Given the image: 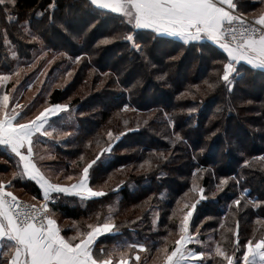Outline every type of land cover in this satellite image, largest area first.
<instances>
[{"label":"trees","instance_id":"trees-1","mask_svg":"<svg viewBox=\"0 0 264 264\" xmlns=\"http://www.w3.org/2000/svg\"><path fill=\"white\" fill-rule=\"evenodd\" d=\"M49 2L17 0L13 21L0 13V66L12 60L5 38L16 46L21 59L33 57L38 45L30 42L23 23H28L32 32L39 29L44 44L54 52L67 51L73 57L89 53L79 65L72 64L71 69L76 70L67 88H57L49 97L50 104H69V112L78 126L63 140L54 141L50 149L53 158L41 161L42 169L54 173L53 176L47 173L53 182L62 183L65 175L79 171L83 164L78 159L81 155L89 160L106 146L109 130L118 134L125 128L135 129L121 137L112 153L105 154L94 166L90 183L96 188L103 187L106 196L81 201L75 196L61 195L56 201V218L62 234L75 235L77 228L84 230L86 223L95 219L96 213L103 218L108 206L115 205L114 215L122 225V239L147 243L152 251L141 253L142 260L144 264H153L155 247L162 245L170 232L173 236L169 240L174 238L180 216L173 217L172 213L183 202L198 199V193L189 191L195 182L205 189L207 196L197 204L192 218L194 224L200 225L201 239L206 247L220 241L231 249V233L227 229L235 228L237 219L234 206L229 209L232 200L244 189L248 190V197L264 199V161L258 159L264 156V70L247 71L250 66L242 64L244 79L232 93L223 86L209 90L203 81L215 80L212 70L221 65L208 59V50L216 54L215 59L225 55L211 42H200L205 45V59H200L197 49L188 50L189 46L181 49L177 47L179 42L155 41L148 30H143L146 38L143 43L147 44L155 65L145 67L143 60L127 51L121 41L98 45L100 39L112 32L113 14L101 16L95 28L83 36L90 17L79 7V0H57V16L70 19L73 28L81 30L83 39H73L59 27L46 28V20L40 22L36 14L47 9ZM245 3L246 14L251 17L264 10V0H245ZM57 39L62 42H56ZM171 56L178 58L170 60ZM10 67L14 68V62ZM110 71L114 75H104ZM162 74H166L164 79H158ZM125 104L129 109L122 111ZM193 107L196 111L190 113L188 109ZM175 133L183 139L176 141ZM159 153H164L167 160ZM0 158V174H3L0 178L10 179L16 161L1 149ZM146 160H151L153 165L147 171L140 168ZM246 160L251 167L245 165ZM223 178H229V184L223 191H217L216 186ZM13 183L12 190L20 199L23 196L42 199L35 182L18 178ZM258 217L264 220V206L248 205L240 211L242 242L254 232L256 236L264 232V227L256 223ZM221 222L224 229L219 227ZM101 241L108 246L113 242L105 237ZM195 247L199 249L202 245Z\"/></svg>","mask_w":264,"mask_h":264},{"label":"snow or ice","instance_id":"snow-or-ice-1","mask_svg":"<svg viewBox=\"0 0 264 264\" xmlns=\"http://www.w3.org/2000/svg\"><path fill=\"white\" fill-rule=\"evenodd\" d=\"M16 3L17 0H0V13L6 15L9 21L14 20ZM79 7L86 10L90 17L87 28L83 30V36L95 28L101 16L113 14L112 32L100 39L98 45L121 41L127 51L143 60L145 67L155 65L152 63L147 44L143 43L146 39L142 35L143 30H148L155 41L179 42L177 47L181 49L184 46H189L188 50L197 49L200 59H205V45L200 42H211L225 55L222 59H215L216 54L211 49L208 50V59H211L213 64L221 65V68L212 70L216 76L215 80L203 81L209 90L223 86L232 93L244 79L241 73L242 62L250 66L247 71L264 70V10L250 18V14L245 11V0H79ZM57 8V0H50L48 8L36 15L41 18L40 22L46 20V28L59 27L73 39H83L81 30L74 29L70 19L57 16ZM68 15H71V8ZM24 31L30 36V42L41 45L39 55L34 54L32 63H28L26 68L19 64L11 68L10 64L19 59V52L13 50L12 60L0 66V148L16 161L11 178H0V264H144L141 253H150L152 248L147 243H130L122 239V225L116 222L114 215L115 205L108 206V213L103 218L100 213H96L95 219L87 222L84 230L77 228L75 235L69 237L62 234L56 218V201L61 195L75 196L81 201L106 196L103 187L96 188L90 183L94 166L105 154L112 153L121 137L135 129L125 128L118 134L109 130L106 146L101 147L89 160H85L81 155L78 159L83 161V164L79 166V171L64 176L70 183L53 182L38 165L36 149L37 145L48 144L47 140L42 139L44 137L58 140L60 136L69 135L56 125L64 119L61 114L68 113L71 106L67 103L47 104L46 101L47 106L29 117L25 111L28 106L17 100L14 94H18L16 86L20 83L21 73L35 68L40 60L48 56L43 33L39 29L31 32L29 27H25ZM5 42L9 43L7 38ZM85 56H89V53L73 57L67 51H60L47 61V65H51L60 57H66L78 64ZM177 58L169 57L170 60ZM41 75L47 76V71L43 70ZM67 75L70 76L71 72ZM104 75L110 76L114 73L110 71ZM165 75L157 78L164 79ZM116 82L119 83L118 76ZM9 83L11 88L8 87ZM128 109L129 105L125 104L122 111ZM188 111L191 113L196 109L193 107ZM124 123L127 125L128 122ZM169 123L172 121L169 120ZM182 139L179 133H175L176 141ZM90 144L91 142L87 146ZM159 156L165 160L168 158L164 153H159ZM258 159L264 161V156ZM244 163L252 166L247 160ZM152 166L151 160H146L140 168L147 171ZM60 174H63L62 170ZM18 178L34 181L39 186L42 199L37 200L33 196L34 202L22 201L12 190L15 187L13 181ZM235 182L238 184L239 180L236 179ZM228 184L229 178L221 179L216 186L217 191H223ZM189 191L198 193V199L183 202L182 206L172 213L173 217L180 216L174 238L169 240V236H173L170 232L163 238L164 243L155 247L153 264H264V232L259 236L254 232L242 242L238 218L240 211L248 205L252 208L264 206V199H251L248 197V190L244 189L232 200L229 209L231 211L234 206L237 219L235 228L227 229L231 233V249L224 247L220 241H213L206 248L197 249L190 245H204L205 242L201 239L200 225L194 224L192 218L197 204L207 196L205 189L195 182ZM242 201L245 203L242 204ZM177 204L181 205V201H177ZM130 223L134 224L136 221ZM256 223L264 227V220L259 217ZM219 227L224 229L225 224L221 222ZM101 237L111 238V246L102 242Z\"/></svg>","mask_w":264,"mask_h":264},{"label":"rangeland","instance_id":"rangeland-1","mask_svg":"<svg viewBox=\"0 0 264 264\" xmlns=\"http://www.w3.org/2000/svg\"><path fill=\"white\" fill-rule=\"evenodd\" d=\"M250 18H251V16H250ZM22 26L25 29V27H29V24L23 23ZM29 30H30V28H29ZM7 41L9 43H6V48H7V51L9 53L10 57H11V51H13V50L17 51V48L8 39H7ZM56 42L60 43L62 41L57 39ZM37 45H38L37 48L35 50H33V53L35 55H39V53H40L41 45L38 43H37ZM45 51H48V56H46V57H44V59L40 60L37 63L35 68H32L31 70H26V72L21 73L20 83L16 86L18 89V94H14V95H16V98L19 101V103H21L22 105L28 106V107H26L25 111L28 112L29 117H31L32 115L37 113L39 110H42V108L44 106H47V104H50L49 103V97H50L51 93L53 92V90H55L57 88H64V89L67 88V86L72 81L73 74L75 73V70H76V69L75 70L71 69L73 62H72V60H69L66 57L57 58L51 65H47V61L49 59H51V57L53 55H55L57 52L52 51V49H49L48 46H46ZM34 54H33V57L29 60L21 59L19 57V59L14 62V68L16 67L17 64L26 68V65L28 63H32V61L34 59ZM84 58H86V57H84ZM11 59H12V57H11ZM61 59H65V62H62ZM79 64L80 63H78V65ZM43 70L47 71V76L41 75V72ZM68 72H71L70 76L67 75ZM41 81H43V83H41ZM29 85H31V88H29ZM8 87L11 88V83H9ZM46 101H47V104L45 103ZM66 119H67L66 122L63 123V125H64L63 129L67 128L66 129L67 131H65V132H68L70 135L71 133H73L72 131L76 130L78 124L75 121V118L71 112L68 113V116ZM67 136H60L58 140H63ZM52 144H54V141L52 142V140L49 139V144H48L49 146L46 147L45 149L40 148L39 156L41 155L40 157H44L42 159V162H44V161L48 162V160H50L48 157L51 155L50 149L53 148ZM41 152H43V153H41ZM46 170H47V173L50 174L51 176L54 175V173H52L51 171L48 172V169H46ZM55 178H57V177L55 176ZM62 183L67 184L70 182L64 180V181H62ZM21 192H22V190H20V193ZM249 198H251V197H249ZM21 199L26 201V202H34L31 200L32 198H29V196H25V197L23 196V198H21ZM251 199H253V198H251ZM194 213H193V216H194ZM155 215L158 216L157 212L155 213ZM155 220H156V218H155ZM202 247L206 248V244L202 245ZM145 264H148V263H145Z\"/></svg>","mask_w":264,"mask_h":264},{"label":"crops","instance_id":"crops-1","mask_svg":"<svg viewBox=\"0 0 264 264\" xmlns=\"http://www.w3.org/2000/svg\"><path fill=\"white\" fill-rule=\"evenodd\" d=\"M242 64H246V63H244V62H242ZM247 65V64H246ZM45 107V106H44ZM69 113V112H68ZM68 113H62L61 114V116L64 118L59 124H57L56 126L58 127V128H60L63 132H65V131H67L66 129L67 128H64L63 129V123H65L66 122V117H64V115H67L68 116ZM53 119H55V118H53ZM42 139H44V140H47L48 141V144H49V138H47V137H44V138H42ZM53 141H55V140H52V142ZM48 144H45V145H37V149H36V151H37V155H36V160H37V163H38V165L40 166V162L42 161V159H40V156H39V150H40V148L42 149H45L46 147H48L49 145ZM53 145V144H52ZM2 151H4L2 148H0ZM41 153H43V152H41ZM15 159V158H14ZM0 160H1V158H0ZM41 167V166H40ZM43 167H41V169H42ZM44 169V168H43ZM42 169V171L47 175V173L44 171ZM48 176V175H47ZM49 177V176H48ZM50 178V177H49ZM27 179V178H26ZM27 180H29V179H27ZM34 182V181H33ZM39 187V186H38ZM195 246H200V245H196V244H193V245H190V247H193V248H196Z\"/></svg>","mask_w":264,"mask_h":264},{"label":"built area","instance_id":"built-area-1","mask_svg":"<svg viewBox=\"0 0 264 264\" xmlns=\"http://www.w3.org/2000/svg\"><path fill=\"white\" fill-rule=\"evenodd\" d=\"M22 201H24V200H22ZM26 202V201H25Z\"/></svg>","mask_w":264,"mask_h":264}]
</instances>
